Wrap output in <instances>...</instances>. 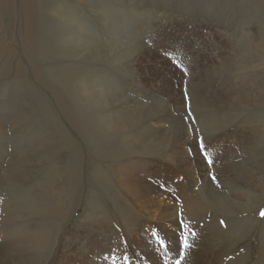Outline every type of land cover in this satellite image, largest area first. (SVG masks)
<instances>
[{
  "label": "rangeland",
  "instance_id": "rangeland-1",
  "mask_svg": "<svg viewBox=\"0 0 264 264\" xmlns=\"http://www.w3.org/2000/svg\"><path fill=\"white\" fill-rule=\"evenodd\" d=\"M66 1H75L70 5L75 8L74 14H78L75 19L81 20V60L75 58L73 61L77 62L71 64L53 62L54 65H71L70 77L74 82L80 80L81 89L96 92L88 98L93 104L82 97L79 102L72 98L77 111L85 116L80 115L78 129L55 107V118L49 116L45 108L49 102L45 103L43 97L49 99L50 93L38 85L31 71L36 64L24 53L25 23L6 16L0 6V117L9 120L10 125L6 126L11 129L24 125L23 120L32 117L41 132L45 128L57 132V119L66 137L80 150L76 153L73 148L60 149L39 169L21 162L25 173L35 171L32 179L14 186H0V264H58L62 243L69 234L79 230L90 232L85 239L90 241L97 237L95 227L102 221L114 229L109 237L112 242L107 245L119 242L123 247L134 235L144 244H152L158 240L152 235L154 231L163 240L169 235L179 239L183 228L177 219L170 221L167 216L179 203L180 209L177 208L174 217L186 212L187 209L181 210L185 204L179 194L190 189L198 192L203 190L204 184L209 186L208 194L213 189L228 203L237 206L241 201L244 208L252 204V195L264 196V175L258 174L252 166L253 152L248 149L250 133L246 131V127L254 128V124L260 123L253 121L254 117L247 122L242 120L244 116H254L257 98L261 96L256 89L254 72L264 74V67H257L258 59L264 57V0H80L81 3L55 0L57 4ZM14 2L19 8L21 0ZM50 19L59 25L57 15L50 13ZM136 44L142 47L134 51ZM242 66L247 70L246 76L237 74L227 80L219 77L231 69L242 71ZM52 78L55 80L56 75ZM235 87L242 88L243 95L237 93ZM71 92L69 90L68 94ZM113 95L125 96L129 103L125 105L127 108L132 107L136 99L138 110L155 116L140 122L134 129L120 131L118 128L124 124L115 123L111 108L102 106V102L110 105ZM241 96L244 98L239 105L234 99ZM23 100L36 107L18 116ZM196 100L221 105L224 111L220 117L225 120L233 114V124L219 132H205L202 122L194 116L196 110L207 107L196 108ZM158 105H163V112L158 111ZM132 111L134 115L130 120L137 114L136 110ZM218 113L215 111L216 115ZM179 119L182 122H178ZM141 127L155 133L153 138L167 134L169 139L152 151L128 145L127 136ZM109 133L123 140L118 151L115 149L120 155L112 161L103 158L111 149L99 148ZM199 137L204 138L214 161L210 168L198 149ZM96 139L101 143H96ZM5 141L0 142L3 164L20 154L19 142L11 132L7 133ZM260 155V161L264 160V154ZM116 163L130 164L133 171L141 170L150 184L145 191L147 199L140 197L144 195L142 188L136 189V197L127 195L124 187L129 183V174L118 173ZM58 168H61V176L57 174ZM210 172L216 175L219 186L211 180ZM208 194L205 193V198ZM138 197L140 199L136 200ZM48 205L51 210H45ZM161 205L169 209L164 210ZM262 210L264 197L246 212L225 214L208 207L207 214L191 224L197 247L207 234V223L222 225L220 221H224V227L228 222L238 221L251 228L247 235L235 238L236 244L222 253L212 250L206 263L226 264L242 255L241 264H264ZM126 217L136 224L132 225ZM103 251L99 255L102 256ZM159 257V263L169 264L167 253L162 251Z\"/></svg>",
  "mask_w": 264,
  "mask_h": 264
},
{
  "label": "bare ground",
  "instance_id": "bare-ground-1",
  "mask_svg": "<svg viewBox=\"0 0 264 264\" xmlns=\"http://www.w3.org/2000/svg\"><path fill=\"white\" fill-rule=\"evenodd\" d=\"M77 2L81 3L80 0H77ZM70 3H75V1H66L65 3L57 4L55 0H21L20 7L17 8L15 6L14 0H0L2 13H4L6 16H12L15 19H19V21L23 20V22L25 23L24 30L27 33V38L26 43L24 44V53L28 58H31L32 63L36 64L32 65L31 71L33 77L39 82L38 85H40L43 89H46L47 93H50V96L48 95L49 99L46 98V100L43 97L45 103L49 102V104H47V106L45 107L46 111L49 113V116H53L55 118L53 109V107H55L56 110H59V114L61 113L64 118L69 120L74 128L78 129V119H80L81 116L85 118V116L81 115L77 111V105L72 100V98H77V101L79 102L82 97V100L89 101L91 104H93L94 101L88 98H90V96H92L96 92L85 88L81 89L80 80L74 82V80L70 77V71L71 69H73L71 65H54L55 63L53 62L56 61V64H71V62H77L73 61V59L75 58L81 60V20H78L77 18L75 19L74 16L78 14H74L73 9L75 8H71ZM100 9H102V7H100ZM18 11H21L20 15L18 14ZM50 13L57 15L59 25L56 21L50 19ZM138 43L142 45L141 41H139ZM141 45H134V51L135 49L139 50L140 48L138 46ZM120 54L125 57L124 52ZM258 62L260 63L259 65H257L258 68H261L262 66L264 67V57L258 59ZM244 66H242L243 69L241 67L242 71H240L239 69H231L230 71L228 70L227 72H224L223 77H219H221L223 80H227L236 77L237 74H239V77H241V75L246 76L247 70H245ZM254 74H256L255 76H257L256 89H258L259 95H261L257 98V112L254 114V116L247 115L241 118L244 122H247V119L251 120V117H254L253 121H257L258 123H260V125L254 124V128L246 127V131L250 133V136L248 138L250 147L248 149L249 152H253L251 157L252 166L257 170L258 174L264 175V160L261 159L260 161L259 159V156L260 158H262V155L260 154H264V74H260L257 71L256 73L254 72ZM52 75H56L55 80H53ZM76 77H78L77 73ZM235 88L237 93L243 95L242 88ZM69 90L70 92L73 90L71 94H74L75 97H72L71 94H68ZM41 92L40 94H42ZM51 98L53 99L51 100ZM243 98L244 96L236 97V99L234 100L237 104L241 105ZM101 99L102 97L100 98V101L102 102ZM29 102L23 100V102L19 104L20 109L18 111V114L16 112L14 113L20 116L21 112L23 113L24 110H33L36 105L30 104ZM133 102L134 103L132 107L128 106L129 108H127L125 106L126 104H129L127 98L125 96L118 97L117 95L112 96V103L110 105L102 102V106L105 109L109 107L111 108L109 109V111H112V119L114 120V122L116 123L117 121H119L124 124V126H120L118 128V130L120 131H124L127 128L134 129L135 126L140 122L144 123L147 120L149 121L151 117L155 116V114H152L151 112L138 110L136 108V106L139 105L138 100L135 99L133 100ZM206 102L207 101L196 100V108H198V106L200 105H206L207 108L204 109V106H201L202 108L196 111L194 110L196 114L194 116V119L202 122V128L205 132L208 131L212 134L222 131V129L224 130L225 128H228L231 124H233L232 122L235 118L233 117V114H229L228 116H226V119L223 120L220 117V114L224 111L222 106L215 105L212 102ZM41 105L43 106L44 104L42 103ZM253 105L254 103H252V106ZM158 106V111L163 112L161 110V108H164L163 105ZM244 106L245 104L242 107ZM133 109L137 111V114L132 120H130V118L134 115L132 111ZM215 111H218L219 113L216 115ZM159 112H157V114ZM4 113L5 111L2 115H4ZM41 120L43 121L42 118ZM55 121L57 132H54L53 130L50 131L48 128H45L41 132L33 123L32 117L23 120L24 125H17L14 129H11L9 127V120H6L4 117H0V142H2L3 140L5 141V139L7 138V133L11 132L12 136L18 140L19 143L17 147L20 148V154H17V156L14 155V157L8 160L5 164H3L4 159H0V186H14L19 183L28 182L32 179V172L35 171H32L30 174L29 172L25 173L26 168L21 165V162L31 164L34 166V168L39 169L42 164L45 165V163H48L53 158V156L59 152L60 149L64 148L68 150L69 148H73L76 153H79L80 150L78 149L76 143L72 142L66 137L63 129L61 128L62 125L58 123L57 119H55ZM179 121L182 122V120L180 119L178 120V122ZM178 122L175 121L176 124H178ZM7 124L9 125L6 126ZM247 125L253 126V124ZM20 126H22V128H20ZM184 126L186 127L185 124ZM108 136L109 137L106 142L99 145V148L103 149L105 147H109L111 149V153L108 155H103V158H105L106 161H112L116 160V155H120L119 153H116L115 149L118 151L117 148L119 146L121 147L120 142H122L123 140H120L118 136L112 137V133H109ZM154 136L155 133H153L148 127L144 129L143 127H141L139 130L133 132V134L127 136V139H125L127 140V142L130 141V144L128 145H131L132 147L140 146L142 147L143 151H152L157 146H163V144L166 143V140L169 139V136L167 134H162L161 136L156 135L157 137L153 138ZM58 140H60V142ZM98 142L100 141L96 139V143ZM5 147L3 148V150L5 149ZM121 155L125 154H122L121 152ZM253 161L259 162L253 163ZM117 164L118 163H116L115 165ZM118 165L119 167L116 166V170L118 173L121 172L123 174H126L127 176L129 174V183L127 184V187H124L126 189L125 191L127 192V195L136 197V189L138 191L139 188H142L144 195H141L140 197L143 199H147L145 191L150 188V184H148V181H146L144 175L141 174V170L138 169V171H133V168H131L130 164L127 163ZM131 166H133V164ZM60 171L61 168H58L57 174L59 176H61ZM65 173L67 172L65 171ZM208 187L209 186L204 184L203 190H198V192L197 190L193 191L190 189L186 191L187 193H180L179 198L181 201L183 200V203L185 204L184 208L182 207L184 204L181 205V210H187L186 212L177 214V217L175 218V211L180 209L179 203L177 204L178 206L172 207L174 208V210L169 212L170 216H167L168 219H170V221L177 219V222L183 220L185 223L191 225L194 221L201 220L204 216L203 214H207L208 207L219 209L225 214L231 212L233 213L235 211L246 212L255 208L259 202V199L262 200L264 197L263 195H258V197L252 195V204L244 208L241 201L238 202L237 206H235L230 202H226V199L216 194L213 189H211L210 193L208 194ZM205 193L208 194L207 198H205L204 196ZM140 197L136 198V200H139ZM239 197L243 199L242 196ZM161 208L164 210L169 209L167 205H161ZM49 209L51 210L50 205H48L45 210ZM183 213L185 215H182L183 218L181 219V214ZM126 219L128 222L131 221L132 225L136 224L134 220L132 221V219L128 217H126ZM245 225L238 221L228 222V225H225L224 227L223 225H218L211 222L207 223L205 225L207 234L206 236H204V238L201 237L203 238V241L200 242L199 247L195 245L194 237L189 238L190 242L194 244V247L190 251L185 261H187V264H207V256L212 250L216 249L219 251V253H222L223 251L227 250L229 246L236 244V242H234L236 240L235 238H241L242 235L248 234L251 226L245 227ZM95 229L96 236L98 238L92 237L93 239H91L90 241L87 240L88 242L85 241V239L86 235L90 232L86 234L83 233V231L79 230L69 234L62 243L59 255L60 261L58 264H125V255L129 257L131 264L132 262H136L137 264H162L159 263V254L162 253V251L165 252V250L159 244V240H156L152 244L147 242L144 244L143 241L139 240L134 235V237H131V239L127 240L125 244L123 243V247L119 244V242H113L111 245H107L108 243H110V241L112 242V240H109V237L112 231L114 232V229L110 227V225L106 221H102L97 227H95ZM164 241L168 245V251L165 253H167V257L168 255L170 256L169 264H176V259L178 258V252L181 248L182 242H180V240L175 236L173 237L170 235L168 239H164ZM156 249L158 250V252L160 251V253L156 252ZM100 251H103L102 256L101 254L99 255ZM243 259L244 257L242 255H237L234 258L230 259V261L226 264H241Z\"/></svg>",
  "mask_w": 264,
  "mask_h": 264
},
{
  "label": "snow or ice",
  "instance_id": "snow-or-ice-1",
  "mask_svg": "<svg viewBox=\"0 0 264 264\" xmlns=\"http://www.w3.org/2000/svg\"><path fill=\"white\" fill-rule=\"evenodd\" d=\"M167 51L168 50L165 49L166 54H167ZM178 66H181V65L178 64ZM184 71L186 72L187 69H184ZM198 149H199L200 153L202 154V157L205 160L206 165L210 168L213 165L214 161L209 156V153L207 151V146L204 142L203 137H199V139H198ZM209 174L211 176V180L213 182L217 183V186H219V182L217 181L216 175L214 173H211V172ZM260 216L262 218H264V210H262L260 212ZM220 223L223 225L224 221H220ZM179 226H181L184 231L179 238V240H180V242H182V244H181V248L178 252V258L176 259V264H183V262L188 257L190 251L194 247V244L192 242H190L189 238L195 237L196 233L191 230V225L188 223H185L183 220L179 221ZM152 235L159 240V244L165 250V252H167L168 251V245L165 243V241L163 239L159 238L158 233L154 231L152 233ZM124 260H125L126 264H131V261L127 255L124 256Z\"/></svg>",
  "mask_w": 264,
  "mask_h": 264
}]
</instances>
